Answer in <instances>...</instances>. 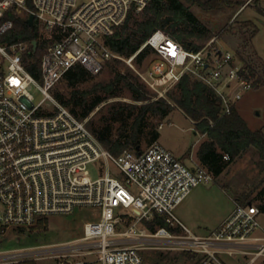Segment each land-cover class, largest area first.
<instances>
[{"label":"built area","instance_id":"built-area-1","mask_svg":"<svg viewBox=\"0 0 264 264\" xmlns=\"http://www.w3.org/2000/svg\"><path fill=\"white\" fill-rule=\"evenodd\" d=\"M152 1L0 0V226L30 227L84 208L97 218L84 222L79 236L51 247L0 251V264L37 254H52L54 264H88L89 256L101 264H143L144 252L153 249L190 253L195 264H264V214L257 204L236 201L216 228L193 232L175 210L195 187L214 181L207 167L187 164L159 140L114 155L89 117L80 119L54 94L71 68L81 65L97 75L115 59L133 65L150 46L152 60L139 74L155 98H168L189 74L214 89L222 113H230L256 77L233 51L209 48L214 39L194 50L157 29L128 58L110 48L116 28ZM31 14L47 40L40 79L28 70L33 41L10 36L14 17ZM34 87L44 96L38 103ZM156 218L165 224L150 228Z\"/></svg>","mask_w":264,"mask_h":264},{"label":"trees","instance_id":"trees-1","mask_svg":"<svg viewBox=\"0 0 264 264\" xmlns=\"http://www.w3.org/2000/svg\"><path fill=\"white\" fill-rule=\"evenodd\" d=\"M203 9H221L224 6H236L239 9L245 5L246 0H192ZM261 12L263 9H259ZM15 26L11 31V41H38L36 50H31L28 56V70L38 79L41 78L40 63L47 40L41 37L36 24L30 25L27 17H14ZM252 27L251 37L257 28L253 22L247 23ZM157 29H163L186 48L198 50L202 45L197 40L214 36L211 30L200 21L184 0H153L142 13H130L124 24L117 27L108 37L110 48L128 58L135 54L147 41L149 36ZM248 32V29H245ZM154 49L145 46L135 57L137 63L151 55ZM245 63L256 77V85L264 82L259 72L260 66L253 65V56L244 54ZM249 56V57H248ZM256 58V57H255ZM115 59V62H119ZM260 61V60H259ZM113 76L108 81L96 83L93 88L80 89L77 86L94 77L83 66L71 68L63 79L73 88L69 98L59 91H55L56 98L80 119L89 115L105 99L118 95L121 86L130 90L132 97L140 103H124L118 101L110 106L109 116L103 117L100 125L89 122L101 143L114 155L121 154L127 148L140 150L146 118L149 113L159 116L160 119L169 114L175 107H179L195 123V128L207 138L198 148L197 156L200 162L211 171L215 177L220 176L224 170L238 157L250 148H254L264 167V130L252 129L246 119L241 115L237 106H233L228 114L222 113L221 101L214 89L204 82L186 74L176 85V92H169L168 98H151L143 81L133 74L122 73L113 63L109 62ZM263 66V65H262ZM264 68V67H263ZM258 74V75H257ZM173 100V101H171ZM119 123L115 132V124ZM157 128L152 133V142L158 140ZM139 147V148H138ZM240 202L245 197H237ZM258 200V207L264 214V187L254 198ZM47 218L40 219L38 224H45ZM162 218H156L148 223L150 228L163 225ZM2 226H0L1 228ZM194 257V255H190ZM154 264H160L154 261Z\"/></svg>","mask_w":264,"mask_h":264},{"label":"rangeland","instance_id":"rangeland-1","mask_svg":"<svg viewBox=\"0 0 264 264\" xmlns=\"http://www.w3.org/2000/svg\"><path fill=\"white\" fill-rule=\"evenodd\" d=\"M184 2L214 34L211 38L197 40L202 47L208 46L214 39L208 46L209 48L215 46L224 51H233L243 60L246 59L244 54L250 55V58L253 56V65L260 66L258 67L259 72L264 78V0H251L250 4L247 2L239 9L236 6H224L219 10L203 9L192 0H184ZM259 9H263V11L261 12ZM250 21L257 28L252 37L250 35L253 28L247 24ZM245 29H248V32H245ZM152 56V54L148 55L141 63H137L134 59L133 65L124 59H119V62L112 60L111 63L118 67L122 73L133 74L143 81L139 72L143 73L147 70ZM112 76V68L108 65L100 74L94 75L93 78L77 87L90 89L98 82L108 81ZM72 89L67 81L62 79L55 87L54 92L59 91L69 98ZM147 89L148 95L155 98L156 93L148 87ZM171 92H176V87ZM32 93L35 103L40 102L44 97L36 87L32 89ZM118 101L140 103L134 100L128 88L121 86L118 95L105 99L96 107L89 115V122L93 125H100L103 117L109 116L110 106ZM237 108L252 129L264 130V82L260 86L256 85L253 89L246 91L242 99L238 101ZM119 126V123L115 124V132L118 131ZM155 128L159 132V141L162 144L178 158L186 160L187 164H193L191 156L196 158L203 136L196 130L195 123L189 116L179 107H175L162 119L156 114L149 113L144 127L142 148L151 144ZM263 187V162L258 152L254 148H250L230 164L220 176L215 177L214 181L195 187L177 207L175 213L190 230L198 234H206L216 228L233 210L237 197L246 196L245 201L258 204V200L254 198ZM93 213L94 211L90 208L76 209L70 215L46 217V223L41 226L37 222L30 227H1L0 251L18 248L45 249L75 238L82 233L84 222L97 219ZM260 219L264 223V215H261ZM190 255V253L176 250H146L143 264H154V261H159L160 264H195L196 257ZM87 258L91 259L88 264H101L95 260L94 256ZM221 258L229 263L235 262L226 255H222ZM55 261L56 257L52 254H37L10 264H54Z\"/></svg>","mask_w":264,"mask_h":264},{"label":"crops","instance_id":"crops-1","mask_svg":"<svg viewBox=\"0 0 264 264\" xmlns=\"http://www.w3.org/2000/svg\"><path fill=\"white\" fill-rule=\"evenodd\" d=\"M247 2H248L249 4L251 3V1H249V0H247L246 3H247ZM246 3H245V4H246ZM243 6H244V5H243ZM243 6H241V7H243ZM242 59H243V58H242ZM263 61H264V60H263ZM236 106H237V104H236ZM239 112H240V111H239ZM240 113H241V112H240ZM241 115H242V114H241ZM192 121H193V120H192ZM193 122H194V121H193ZM201 135L203 136V140H205V139L207 138L206 134H201ZM158 140H159V138H158ZM197 151H198V150H197ZM191 159H192V161H193V164H191V165H194L195 163H201L200 160L198 159V156H196V158H193V156H191ZM183 161L186 162V160H184V159H183ZM186 198H187V197H186ZM236 201H238V198H237ZM236 201H235V202H236Z\"/></svg>","mask_w":264,"mask_h":264},{"label":"water","instance_id":"water-1","mask_svg":"<svg viewBox=\"0 0 264 264\" xmlns=\"http://www.w3.org/2000/svg\"><path fill=\"white\" fill-rule=\"evenodd\" d=\"M28 22H29L30 25H33V22H34V15L33 14H31L30 17L28 18ZM33 47H34V50H36V48H37V40H33Z\"/></svg>","mask_w":264,"mask_h":264}]
</instances>
